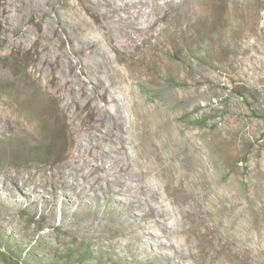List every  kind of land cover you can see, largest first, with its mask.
Returning a JSON list of instances; mask_svg holds the SVG:
<instances>
[{
  "label": "rangeland",
  "instance_id": "obj_1",
  "mask_svg": "<svg viewBox=\"0 0 264 264\" xmlns=\"http://www.w3.org/2000/svg\"><path fill=\"white\" fill-rule=\"evenodd\" d=\"M253 110L264 0H0V264H264Z\"/></svg>",
  "mask_w": 264,
  "mask_h": 264
},
{
  "label": "trees",
  "instance_id": "obj_2",
  "mask_svg": "<svg viewBox=\"0 0 264 264\" xmlns=\"http://www.w3.org/2000/svg\"><path fill=\"white\" fill-rule=\"evenodd\" d=\"M169 83L173 86H176V87L182 86V84L178 83L174 78L170 79ZM239 95L243 96L242 92H240ZM252 115H253V117L260 118V119L264 120V115L258 114L255 110L252 111ZM192 123L195 126L204 127L206 124V120H194V121H192ZM34 149H35L33 151L34 153H39V151L41 150V148H37V146L34 147ZM28 152H31V151H28ZM6 243L8 244V241H6ZM35 243H36L35 245H37L38 241H36ZM89 252H90L89 248H86L85 251H83L82 256H81L83 261H85L87 259ZM23 253H25L24 255L27 258V260L30 258H33V259L37 258L35 255V251L32 248L25 250ZM3 255L5 256V259H7V260L9 259V260L14 261V258L10 257L9 252H5V254H3ZM83 261H81V263H79V264H84ZM49 264H58V263L53 260Z\"/></svg>",
  "mask_w": 264,
  "mask_h": 264
}]
</instances>
